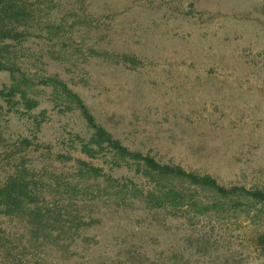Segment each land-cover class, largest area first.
<instances>
[{"label": "rangeland", "instance_id": "obj_1", "mask_svg": "<svg viewBox=\"0 0 264 264\" xmlns=\"http://www.w3.org/2000/svg\"><path fill=\"white\" fill-rule=\"evenodd\" d=\"M27 2L32 29L15 46L22 68L64 82L131 150L225 186L264 189V0ZM36 94L31 114L42 121L29 118L26 130L39 142L70 145L87 132L77 110L56 107L48 89ZM32 157L44 166L47 231L64 233L35 239L24 221L3 218L0 264H264L252 240L260 220L149 209L104 177L98 186L73 178V161ZM94 164L129 190L143 187L127 167ZM64 206L69 233L59 228ZM76 216L87 225L76 227Z\"/></svg>", "mask_w": 264, "mask_h": 264}, {"label": "trees", "instance_id": "obj_2", "mask_svg": "<svg viewBox=\"0 0 264 264\" xmlns=\"http://www.w3.org/2000/svg\"><path fill=\"white\" fill-rule=\"evenodd\" d=\"M27 3V0H0V77L3 78L0 81V220L13 218L24 221L35 239L38 236L57 239L64 233L61 229H56V235L47 231V227L52 226H49L48 206L40 202L42 187H39L38 180L44 166L32 157L36 153L54 154L55 160L73 161V178L81 183L92 180L98 186V179L104 177L111 188L119 186L118 194H128L149 209L181 213L184 218L187 215L206 217L221 214L229 217L242 213L241 216L249 223L260 220L261 228L255 231L252 240L253 247L264 258V189L225 186L209 174L160 164L152 156L131 150L97 123L80 96L64 82L52 76L31 74L18 64L15 46L25 41L32 29L29 23L34 10ZM52 26L48 24L46 31H50ZM43 89L49 90L50 100L56 107L65 110L73 108L79 112L87 132L77 136V142L69 145L61 139L55 144L42 143L26 130L29 118H33L36 125L42 121H37L31 113L39 105L36 91ZM40 114L43 116L44 111ZM73 152L80 156H75ZM98 160H103L111 170L129 168L143 187L129 190L120 185L110 174H104L103 167L94 164ZM169 178L178 184L167 183ZM115 183L117 186H114ZM198 190L206 191L212 197L204 200ZM64 194L68 192L60 196ZM64 208L67 220L59 228L67 227L69 233L73 226L67 223L68 220L72 223V218L68 208ZM83 218H74L76 227L87 225Z\"/></svg>", "mask_w": 264, "mask_h": 264}]
</instances>
